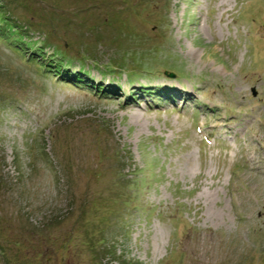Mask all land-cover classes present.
<instances>
[{
	"label": "rangeland",
	"instance_id": "obj_1",
	"mask_svg": "<svg viewBox=\"0 0 264 264\" xmlns=\"http://www.w3.org/2000/svg\"><path fill=\"white\" fill-rule=\"evenodd\" d=\"M0 249L264 264V0H0Z\"/></svg>",
	"mask_w": 264,
	"mask_h": 264
},
{
	"label": "trees",
	"instance_id": "obj_2",
	"mask_svg": "<svg viewBox=\"0 0 264 264\" xmlns=\"http://www.w3.org/2000/svg\"><path fill=\"white\" fill-rule=\"evenodd\" d=\"M21 47V46H20ZM19 47V48H20ZM66 52H58V54H57V56H60L59 58L61 59V60H59L60 62H61V64H63V62L62 61H65L66 63H69V64H71V63H73L71 60L73 59V58H71V59H69L70 57H68V55H66L65 54ZM56 54V53H55ZM55 54L51 57L52 58V61H53V57L55 56ZM44 57V55L43 54H41V55H39L38 56V58H43ZM74 60V59H73ZM69 64H66V65H62L61 66V69H62V71H64L65 73H67V71H68V69H69ZM50 66L52 65L53 66V64H49ZM63 67V68H62ZM55 68H59V67H55ZM60 69V68H59ZM64 72H62V73H64ZM62 73H58V78H61V74ZM77 73V72H76ZM80 73L82 74H84V78L83 77H79V75L78 74H75V73H70V74H68L67 73V75L66 76H64V78H62L63 80H65V81H67V82H69V81H71V83H75V85L77 86V87H81V86H83V85H85L86 87L88 86V87H90L91 89H93V90H96V92H98V93H101L103 96H105V95H110V94H112V92L110 91V90H108V89H105V86H100V87H95V86H89V84H91L92 82H91V80H90V77H89V74L88 73H86V72H84V71H80ZM73 77L75 78V81H73ZM88 78V79H87ZM83 79V80H82ZM84 79H86V80H84ZM83 81H87V83L86 84H82L83 83ZM138 87V86H137ZM141 88H143L142 86H139V90H141ZM143 94H146V93H143ZM125 95H122L121 96V98H123ZM131 99H133V100H135V98L133 97V95H132V97H131ZM128 100V99H127ZM0 251L2 252V253H4L1 249H0Z\"/></svg>",
	"mask_w": 264,
	"mask_h": 264
}]
</instances>
